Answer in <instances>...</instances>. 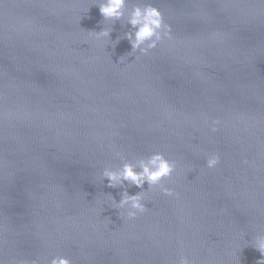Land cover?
<instances>
[{
	"label": "water",
	"instance_id": "1",
	"mask_svg": "<svg viewBox=\"0 0 264 264\" xmlns=\"http://www.w3.org/2000/svg\"><path fill=\"white\" fill-rule=\"evenodd\" d=\"M100 2L0 0V259L257 264L264 0H129L117 21ZM145 3L172 25L147 55L127 39L128 14ZM105 27L116 46L93 34ZM155 152L178 163L164 183L179 197L146 182L148 211L121 218L108 194L119 202L125 188L108 187L104 168Z\"/></svg>",
	"mask_w": 264,
	"mask_h": 264
},
{
	"label": "clouds",
	"instance_id": "2",
	"mask_svg": "<svg viewBox=\"0 0 264 264\" xmlns=\"http://www.w3.org/2000/svg\"><path fill=\"white\" fill-rule=\"evenodd\" d=\"M128 3L129 0H102V2L98 3V6L105 20L117 21L125 17ZM128 23L135 29L134 33H127L132 53L139 52L147 55L151 50L156 49L165 38L172 39V25L166 22L164 12L153 3L136 4L128 14ZM112 31V28L105 27L99 32L94 31L93 34L97 40L112 41ZM113 43L116 46L119 40L117 39ZM124 58L121 57L120 62H123ZM220 123L219 120L211 122L213 132L219 130ZM116 155L121 159L124 158L122 153L117 152ZM220 161L221 157L219 154H210L206 161L207 168L215 169L220 164ZM177 168L178 163L168 159L162 152H155L147 158H140L134 162L126 161L117 168L111 166L104 168L101 179L108 181V187L125 188L119 202L111 194H108L110 207L119 209L121 218L126 217L129 220H133L139 214L148 211L145 200L149 189H159L168 197H179V193L173 187H169L164 183L165 180L173 178ZM125 182L142 189V191L135 195H130L125 187ZM146 182L149 188L148 190H143ZM108 219L110 220V218ZM252 243L261 253V256L264 257V235H257ZM0 264H4L2 259H0ZM31 264H39V261L34 260ZM48 264H73V262L67 256L56 255L51 258ZM178 264H194V261L186 255H181ZM257 264H264V258L259 260Z\"/></svg>",
	"mask_w": 264,
	"mask_h": 264
}]
</instances>
